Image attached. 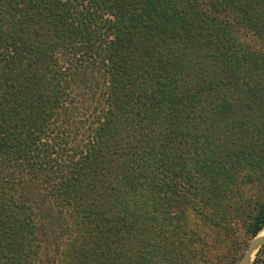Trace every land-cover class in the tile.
<instances>
[{"label":"trees","instance_id":"1","mask_svg":"<svg viewBox=\"0 0 264 264\" xmlns=\"http://www.w3.org/2000/svg\"><path fill=\"white\" fill-rule=\"evenodd\" d=\"M248 157L264 176V0H0V264H238L264 204L182 261L146 227Z\"/></svg>","mask_w":264,"mask_h":264},{"label":"rangeland","instance_id":"2","mask_svg":"<svg viewBox=\"0 0 264 264\" xmlns=\"http://www.w3.org/2000/svg\"><path fill=\"white\" fill-rule=\"evenodd\" d=\"M225 131L227 135L232 134L229 129ZM250 139H253L252 135ZM195 147L196 145L192 149ZM221 147L224 148V146ZM206 150L207 152L216 151L214 144H211ZM230 150L232 148L226 151ZM173 151L175 152V150L170 149V152ZM136 164V162L130 161L121 167V163L118 162L115 163V167L116 169H121V171L124 169L127 172L129 167H133ZM193 168L196 172L194 173V180L197 186L195 185L196 188L193 189V197L195 199L193 197L192 199L195 203H200V207L190 209L182 219L177 217L174 219V216H171L172 219L164 225L161 222L160 224L155 223L154 220L150 219L146 227V232H148L150 237L156 236L162 240L165 239L168 245L176 251V254L170 253L172 251H167V253H170L168 256H175L180 261L182 259L177 253H183L181 251L187 249L185 246L197 247L199 243H193L194 232H203L210 227L212 225L211 220L209 221L211 216L214 219L218 217V220L225 223V227L232 234L233 239L236 236L244 239L250 237L253 219L264 204V176L261 177V171L252 157L244 158L240 164L230 166L229 173L219 174L212 181L208 180L209 176L205 173V169L198 171L197 166H193ZM107 169L110 170L112 167L108 164ZM148 170L149 168L146 169V171ZM106 182L111 186L113 183L112 178L108 177ZM163 194L160 188L158 195ZM169 198H164L160 201L162 204L158 207L155 214L166 215L169 208ZM150 209L151 207H147L148 211ZM185 252L184 254L186 255L188 251ZM187 258L189 257H184L183 264L187 262Z\"/></svg>","mask_w":264,"mask_h":264},{"label":"water","instance_id":"3","mask_svg":"<svg viewBox=\"0 0 264 264\" xmlns=\"http://www.w3.org/2000/svg\"><path fill=\"white\" fill-rule=\"evenodd\" d=\"M264 247V237L256 236L247 245L238 264H253L258 251Z\"/></svg>","mask_w":264,"mask_h":264},{"label":"bare ground","instance_id":"4","mask_svg":"<svg viewBox=\"0 0 264 264\" xmlns=\"http://www.w3.org/2000/svg\"><path fill=\"white\" fill-rule=\"evenodd\" d=\"M259 237H264V229L259 233Z\"/></svg>","mask_w":264,"mask_h":264}]
</instances>
